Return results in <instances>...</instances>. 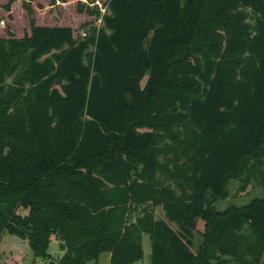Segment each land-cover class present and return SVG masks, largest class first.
<instances>
[{
	"label": "trees",
	"instance_id": "16d2710c",
	"mask_svg": "<svg viewBox=\"0 0 264 264\" xmlns=\"http://www.w3.org/2000/svg\"><path fill=\"white\" fill-rule=\"evenodd\" d=\"M85 9L82 35L30 18L0 39V239L48 264H133L143 234L150 264H264V196L213 205L264 190V0Z\"/></svg>",
	"mask_w": 264,
	"mask_h": 264
},
{
	"label": "rangeland",
	"instance_id": "374dc122",
	"mask_svg": "<svg viewBox=\"0 0 264 264\" xmlns=\"http://www.w3.org/2000/svg\"><path fill=\"white\" fill-rule=\"evenodd\" d=\"M107 0H0V39L22 38L30 32V18L38 25L70 26L75 34H83L89 24H99L94 14H89L85 8L105 10ZM84 8L79 11L78 6ZM249 14L251 9H245ZM249 20V18H247ZM10 77V76H8ZM13 79H11L12 81ZM264 196V190L254 179L242 187V183L231 180L225 198H219L213 205L224 209L229 205H243L254 197ZM155 216L166 220L172 227L176 224L169 221L160 206L155 208ZM197 229L193 238L192 249L196 250L202 240L199 233L203 229V221L197 218ZM143 257L133 264H150L151 243L147 234L142 235ZM51 259L55 260L63 254L59 248V240L52 237L48 246ZM48 264L49 260L35 258L27 239L4 232L0 239V264ZM85 264H110V253L101 252L97 259L88 260ZM263 264V263H259Z\"/></svg>",
	"mask_w": 264,
	"mask_h": 264
},
{
	"label": "water",
	"instance_id": "95a60500",
	"mask_svg": "<svg viewBox=\"0 0 264 264\" xmlns=\"http://www.w3.org/2000/svg\"><path fill=\"white\" fill-rule=\"evenodd\" d=\"M11 79H12V77H8V78H6V81L11 82Z\"/></svg>",
	"mask_w": 264,
	"mask_h": 264
}]
</instances>
